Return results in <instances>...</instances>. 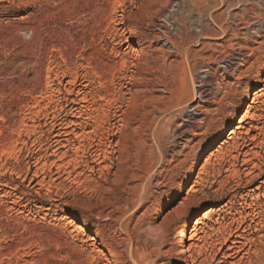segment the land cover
I'll return each mask as SVG.
<instances>
[{"label":"rangeland","instance_id":"obj_1","mask_svg":"<svg viewBox=\"0 0 264 264\" xmlns=\"http://www.w3.org/2000/svg\"><path fill=\"white\" fill-rule=\"evenodd\" d=\"M263 68L264 0H0V264H123L120 227L147 219L174 246L212 227V264L264 257V167L198 179ZM208 175L218 200L191 192Z\"/></svg>","mask_w":264,"mask_h":264},{"label":"bare ground","instance_id":"obj_2","mask_svg":"<svg viewBox=\"0 0 264 264\" xmlns=\"http://www.w3.org/2000/svg\"><path fill=\"white\" fill-rule=\"evenodd\" d=\"M169 1V0H168ZM211 1V0H210ZM200 2V1H199ZM221 2V1H220ZM163 3V2H162ZM205 3V2H204ZM209 3V2H207ZM219 3V2H218ZM173 1L170 2V8L173 5ZM177 4V3H176ZM178 5V4H177ZM176 5V7H177ZM207 6V5H206ZM217 6V5H216ZM174 7V6H173ZM180 7V4H179ZM210 7V5H209ZM167 8V7H166ZM169 9V8H168ZM177 9V8H176ZM214 10V9H213ZM161 12V11H160ZM180 12V11H179ZM169 14V13H168ZM167 14V15H168ZM209 14V13H208ZM174 15V14H173ZM190 15V14H189ZM159 18V17H158ZM163 18V16H162ZM161 18V20H162ZM206 18V17H205ZM214 19V18H213ZM218 19V18H216ZM220 19V18H219ZM167 20V19H166ZM218 22V21H217ZM173 23V22H172ZM248 23V22H247ZM119 24V23H118ZM167 24V23H166ZM183 24V23H182ZM215 24V23H214ZM246 24V23H245ZM155 26V25H154ZM162 26V25H161ZM177 27V26H176ZM167 30V29H166ZM182 30V29H181ZM164 31V30H163ZM162 31V32H163ZM229 31V30H228ZM136 32V31H135ZM169 32V31H168ZM219 32V30L217 31ZM222 32V31H221ZM233 32V31H232ZM123 33V32H122ZM166 33V32H165ZM194 33V32H193ZM212 33V32H211ZM186 34V33H185ZM188 34V33H187ZM167 35V34H166ZM173 35V34H172ZM180 35V34H179ZM189 35V34H188ZM200 35V34H199ZM214 35V34H213ZM223 35V34H222ZM201 36V35H200ZM158 38V37H157ZM156 38V39H157ZM197 38V37H196ZM198 41V40H197ZM173 42V41H172ZM174 43V42H173ZM172 44V47L176 48L175 44ZM171 49V48H170ZM168 48V50H170ZM172 50V49H171ZM163 51V50H162ZM178 51V49H177ZM240 51V50H239ZM173 52V50H172ZM179 52V51H178ZM185 52V51H184ZM175 53V52H174ZM162 55V54H161ZM195 55V54H194ZM245 55V54H244ZM119 56V55H118ZM125 56V55H124ZM147 57V56H146ZM146 60V59H145ZM228 60V59H227ZM129 61V60H127ZM148 61V60H147ZM166 61V60H165ZM242 62L244 61V59L241 60ZM146 62V61H145ZM125 63V61L123 62ZM180 63V62H179ZM116 64V63H115ZM114 64V65H115ZM122 64V63H121ZM221 64H223L224 66L222 67V77L224 74L230 73V72H234L237 70V68L235 67V70L233 68V66L237 65V64H230L228 61L226 62H222ZM173 65V64H172ZM239 65V64H238ZM128 66V65H127ZM143 66V65H142ZM125 67V66H124ZM120 68V67H119ZM106 69V68H105ZM129 69V68H128ZM108 70V69H107ZM111 71V70H110ZM122 71V70H121ZM131 72V71H130ZM156 72V71H155ZM213 72V71H212ZM104 74V73H103ZM220 75V74H219ZM263 75H264V68L261 69L260 73L258 74V76L256 77V80L253 83V86H251V88L249 89V91L247 92L245 98L249 97H253V101H252V105L253 106H249L247 109V112L245 113V115H243L240 118L239 124L240 126H238L236 129L234 130H229L228 131V138L229 141L232 140V150L228 151L227 153H224L223 151H225V145L229 143H221V145L218 147V149H216L214 153H212L209 158L206 160L205 165L202 167V170L199 173V178L200 176L205 174L207 171V168L209 167V165H211V162L214 163V161H220V160H225V156L227 157H231L230 159H232V165L235 166L237 165V162H239V159L242 158V168H245L244 173L245 174H250L252 172V170H256V169H261L262 167H264V89L260 90V92L254 93V90L259 88L263 83H264V79H263ZM225 77V76H224ZM223 77V78H224ZM124 78V77H123ZM128 78V77H127ZM221 78V77H220ZM124 82V81H123ZM195 82V81H194ZM195 85V84H194ZM166 86V85H165ZM205 87V86H204ZM169 90H167L168 92ZM209 91V90H208ZM83 93V92H82ZM200 100L202 101L203 99L206 100L207 94L205 93V90H200L198 92ZM88 95V94H87ZM139 95V94H138ZM104 97V96H103ZM137 98V97H136ZM85 99V98H84ZM104 99V98H103ZM87 100V99H86ZM208 100V99H207ZM213 100V99H212ZM211 100V101H212ZM143 101V100H142ZM132 102V101H131ZM209 102V101H208ZM187 103V102H186ZM133 104V103H132ZM142 104V103H141ZM135 106V104H134ZM199 106V105H198ZM201 106V105H200ZM199 106V110L200 107ZM246 106V101L245 99L241 102L240 106H239V111H243L245 109ZM83 107V106H82ZM140 108V107H139ZM198 108V107H197ZM203 109V108H202ZM95 110V109H94ZM197 110V111H199ZM121 111V110H120ZM119 111V112H120ZM132 111V110H131ZM138 111V110H137ZM201 111V110H200ZM253 111V112H252ZM71 113V112H70ZM80 118V117H79ZM163 118V117H162ZM142 119V118H141ZM249 121V122H248ZM188 122V121H187ZM128 123V122H127ZM74 125V124H73ZM228 125L231 127V125H233V120L228 122ZM76 126V125H75ZM181 126V125H180ZM183 126V125H182ZM227 126V128L229 127ZM194 133V132H193ZM225 134H221L219 135L218 139H222ZM63 137V136H62ZM62 142V141H61ZM57 143V142H56ZM227 149V148H226ZM206 150V149H205ZM204 152H201V154L198 156L201 158V156L203 155ZM99 157V156H98ZM227 157V158H228ZM105 158V157H104ZM226 158V159H227ZM228 158V159H229ZM109 159V158H108ZM199 160L197 159L196 163ZM222 161V162H223ZM230 161V160H229ZM241 161V160H240ZM102 162V161H101ZM104 162V161H103ZM221 162V163H222ZM225 162V161H224ZM220 163V162H218ZM229 163V162H228ZM214 166V165H213ZM252 166V167H251ZM232 167V166H231ZM251 167V168H250ZM229 169V168H228ZM239 169V167L237 168ZM227 171V170H225ZM215 172V171H214ZM221 172V171H220ZM219 172V173H220ZM230 172V178H234V176L236 178H238L241 174L240 170H236V167L232 168L231 170H229ZM225 173V172H224ZM253 173V172H252ZM251 173V174H252ZM222 174V173H221ZM226 174V173H225ZM262 174V173H261ZM220 175V174H219ZM228 175V174H227ZM226 175V177H228ZM248 175H245L248 177ZM253 175V174H252ZM212 178L214 181H211L210 178ZM218 176V175H217ZM215 175H208L205 176L204 179L200 180V182H196L195 187H192L191 192L192 194H197V193H201L203 194V198L205 199H213V200H218V196H219V190L217 191H213L214 196H211L210 194V190L213 189V187L215 185H217L216 183V177ZM251 176V175H250ZM220 177V176H219ZM246 177V178H247ZM258 177V176H257ZM241 179V178H240ZM257 178L253 177V181L256 180ZM222 181V180H221ZM228 181V180H227ZM202 182V183H201ZM219 183V182H218ZM249 183V182H248ZM242 184V183H241ZM264 184V181L262 182V185ZM219 185V184H218ZM217 185V186H218ZM240 184H238L237 186H239ZM264 186V185H263ZM201 187V188H199ZM240 187V186H239ZM242 188V187H241ZM257 189V188H256ZM207 190V191H206ZM257 190H261L260 186ZM264 190V189H263ZM253 191V190H252ZM256 191V190H255ZM212 193V194H213ZM250 194V193H249ZM141 196V195H140ZM135 197V196H134ZM135 199V198H134ZM142 199V198H141ZM140 201V200H139ZM133 203V202H132ZM130 203V204H132ZM142 203V202H141ZM129 204V203H128ZM226 205V204H225ZM127 206V205H126ZM133 206V205H132ZM131 207V205L128 206V209ZM254 207V205L252 206ZM259 207V206H258ZM135 208V207H134ZM140 208V207H139ZM127 209V207H126ZM223 209V208H222ZM254 210V209H253ZM136 211V210H135ZM133 211V212H135ZM138 211V210H137ZM132 212V213H133ZM199 213V212H197ZM197 213L192 214L193 217H196ZM220 213V212H219ZM124 214V213H123ZM110 215V214H109ZM108 215V216H109ZM131 215V214H130ZM219 217V216H218ZM226 218V217H225ZM142 219V218H141ZM139 219V220H141ZM144 219V218H143ZM218 220V219H217ZM215 221V220H214ZM139 222V221H138ZM235 222V221H234ZM72 223V222H71ZM241 224V223H240ZM128 225V224H127ZM153 222L148 221L147 220H141L136 227L133 229V234H134V230H137V228H140L141 230H143V232L146 233L148 240L146 239V241L141 240L140 236H138V238L135 236V238H137V243L135 244V238L133 236V234H131L128 230V227L122 229L121 228V234L123 235L122 238V247H123V264H156V261L152 262L150 261V259L155 256L156 254H158V252H162L163 254H165L164 256H166L165 258H158V261H163V264H212L213 260L216 256L211 255V261H210V255L209 252L212 251V244L213 242L211 241V231L213 230V228H208V226L206 224L200 223L199 221L195 224L194 228L188 232L187 231V226H184L182 233H181V240L179 241V243L174 246V244L170 245V244H166L167 243V232L164 230L165 228V224H162L156 228H152ZM199 225H201L199 227ZM220 225V224H219ZM242 225V224H241ZM240 225V227H241ZM245 225V224H244ZM251 225V224H250ZM263 225V223H262ZM221 226V225H220ZM119 228V229H120ZM255 228V227H254ZM81 229V228H80ZM227 229V228H226ZM238 229V228H237ZM257 229V228H256ZM255 229V230H256ZM82 230V229H81ZM222 230V229H221ZM245 231V230H244ZM261 231V230H260ZM223 232V231H222ZM259 232V231H258ZM137 233V232H136ZM221 233V232H220ZM226 233V232H225ZM190 234V238L189 237ZM213 234V233H212ZM215 234V233H214ZM244 234V233H243ZM264 234V233H263ZM135 235V234H134ZM222 235V233H221ZM238 235V234H237ZM120 236V235H119ZM218 236V234L216 235ZM249 236V235H248ZM167 237V238H166ZM215 237V236H214ZM232 237V234H231ZM241 237V236H240ZM239 237V239H241ZM257 238V237H256ZM213 239V238H212ZM245 239V238H244ZM243 239V240H244ZM263 239V238H262ZM167 240V241H166ZM252 240V239H251ZM143 241V242H142ZM214 241V240H212ZM246 241V240H245ZM249 241V240H248ZM262 241V240H261ZM217 242V240H216ZM215 242V243H216ZM263 242V241H262ZM261 242V243H262ZM172 243V241L170 242ZM245 243V242H244ZM255 243V242H254ZM211 244V245H210ZM217 244V243H216ZM247 244V243H246ZM264 244V242H263ZM222 245V244H221ZM241 245V246H240ZM217 246V245H216ZM251 246V243H250ZM254 246V244H253ZM214 247V246H213ZM223 247V245H222ZM225 247V246H224ZM261 247V246H260ZM264 247V246H262ZM250 248V247H249ZM255 248V247H254ZM221 249V248H220ZM114 250V249H113ZM112 250V251H113ZM244 250V244L242 245V243H240V241H232L230 245H228L227 247V252L230 253V255L228 256V259H234L236 258L237 255L241 254V252ZM256 253H254V262L251 260L248 261L250 262V264L252 263H257V264H264V257L260 254L261 251H259V249H255ZM217 251V249L215 250ZM225 252V251H224ZM226 252V254H227ZM254 252V251H252ZM214 253V252H213ZM218 253V252H216ZM215 253V255H217ZM250 253V249L246 254ZM117 255V254H116ZM249 255V254H248ZM247 255V256H248ZM250 256V255H249ZM163 257V256H162ZM253 257V256H252ZM246 258V257H245ZM248 258V257H247ZM243 259V258H242ZM242 259L240 258V260L242 261ZM251 259V258H250ZM253 259V258H252ZM256 259V260H255ZM235 260V259H234ZM249 260V258H248ZM120 261V260H119ZM223 261V259H222ZM227 261V259H226ZM115 262V261H114ZM239 262V261H238ZM247 262V261H246ZM159 263V262H158ZM215 263V262H214ZM219 263V262H218ZM223 263V262H222ZM231 263V262H230ZM233 263V262H232ZM231 263V264H232ZM240 263V262H239ZM248 264V263H247Z\"/></svg>","mask_w":264,"mask_h":264}]
</instances>
